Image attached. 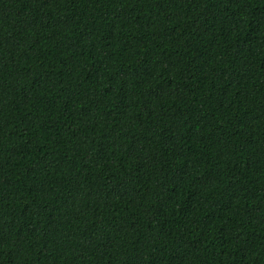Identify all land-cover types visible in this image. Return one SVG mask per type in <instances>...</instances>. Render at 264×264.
Here are the masks:
<instances>
[{
	"label": "trees",
	"instance_id": "16d2710c",
	"mask_svg": "<svg viewBox=\"0 0 264 264\" xmlns=\"http://www.w3.org/2000/svg\"><path fill=\"white\" fill-rule=\"evenodd\" d=\"M0 264H264V0H0Z\"/></svg>",
	"mask_w": 264,
	"mask_h": 264
}]
</instances>
